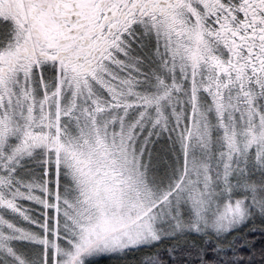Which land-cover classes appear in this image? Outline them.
<instances>
[{"label":"snow or ice","instance_id":"6c2138e0","mask_svg":"<svg viewBox=\"0 0 264 264\" xmlns=\"http://www.w3.org/2000/svg\"><path fill=\"white\" fill-rule=\"evenodd\" d=\"M0 264H264V0H0Z\"/></svg>","mask_w":264,"mask_h":264}]
</instances>
